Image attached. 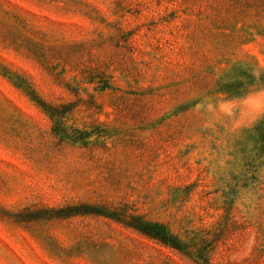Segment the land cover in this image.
<instances>
[{"label":"rangeland","instance_id":"1","mask_svg":"<svg viewBox=\"0 0 264 264\" xmlns=\"http://www.w3.org/2000/svg\"><path fill=\"white\" fill-rule=\"evenodd\" d=\"M263 27L264 0H0V264H196L114 219L50 215L77 204L210 230L216 264H264V170L259 203L222 196L264 82L214 91L234 63L264 73ZM16 83L71 105L62 132L92 144Z\"/></svg>","mask_w":264,"mask_h":264},{"label":"trees","instance_id":"2","mask_svg":"<svg viewBox=\"0 0 264 264\" xmlns=\"http://www.w3.org/2000/svg\"><path fill=\"white\" fill-rule=\"evenodd\" d=\"M263 82L264 73L262 71L255 72L248 65L238 62L229 68V72L225 78L216 82L214 91L229 94L230 96H242ZM102 83L101 88L111 87L106 80L102 81ZM16 85L21 87L49 115L53 121L54 132L62 136V139L85 146L92 144V140L89 138V131L86 129L79 130L77 134L62 132L60 118L62 114H69L71 105H51L40 99L30 85L23 86V84L18 83ZM196 102L197 100H190L180 104L177 106L176 111L188 109ZM237 151L241 155L240 164L236 171L230 173V179L226 182L225 188L222 190L223 202L226 204L225 210L229 212L234 206V203L240 199V194L243 192L249 190L252 192L259 191L258 195L256 193V201L263 196L261 190L263 184L262 172L264 170V113L245 132L243 139L239 142ZM184 189L189 190L190 186ZM176 190L181 189L176 188ZM74 214H94L114 219L156 242L181 252L196 264H216L212 258L217 250L218 238L210 230L198 227H182L179 231H175L168 223L146 219L141 214L130 212L124 206L118 208L105 205L77 204L50 213L52 216H70ZM254 258L258 262L261 257L256 255ZM248 262L249 260L225 264L255 263Z\"/></svg>","mask_w":264,"mask_h":264}]
</instances>
